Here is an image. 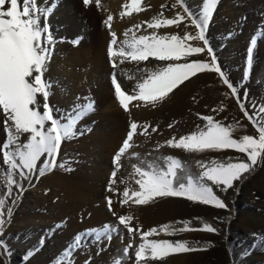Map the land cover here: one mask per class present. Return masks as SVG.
Returning a JSON list of instances; mask_svg holds the SVG:
<instances>
[{
    "label": "snow or ice",
    "instance_id": "obj_1",
    "mask_svg": "<svg viewBox=\"0 0 264 264\" xmlns=\"http://www.w3.org/2000/svg\"><path fill=\"white\" fill-rule=\"evenodd\" d=\"M85 7L95 4L101 7V0H82ZM220 0H202L200 11L193 12L186 4V0H176L172 9H179L171 17L164 16L166 5H161V12L153 17L150 22H144L148 29H153L149 35L137 36L135 32L128 38V29L125 31V39L117 40L116 33L110 32L112 37L108 49V56L113 72L111 74L115 97L119 104L127 112L132 101H143L145 105L163 102L170 93L179 88L185 81L197 76L199 73L218 74L223 85L230 90V95L236 99L240 110L247 120L256 128L258 137L243 135L234 138L237 126L225 125L212 115L199 116L204 121L203 126L197 125V130L179 139L173 137L166 141V145L175 149H182L188 153H206L234 150L244 154L246 159L220 161L196 160L193 171L190 166L174 156L157 157L155 161H141L146 167L133 165V175L138 177L135 184L138 190L125 189L118 193L113 187L116 184L117 172L121 168V157L133 147L131 143L137 134L138 124L132 122L127 138L113 158L114 170L111 173L107 191L120 197L121 205L129 202L136 205H147L158 197H179L193 203L212 206L217 209H227L228 205L214 191V188L227 192L234 187L235 182L246 179V173H250L258 165L264 162V104H252L255 109L249 114L245 107L248 102V89L244 88L243 99L239 94L245 82L250 79L251 68L254 64L257 37H264V29L259 30L250 41L246 53V67L243 79L234 85L222 69L215 50L210 44L207 33L214 13ZM141 0H131L134 11L145 9L140 6ZM7 5V7H6ZM55 10L54 0L51 4L41 6L38 0H0V125L5 134V139L0 141V236H3L4 228L10 223L13 210L18 203V198L23 195L26 188L33 187L31 183L33 175L37 179L54 170L57 166L67 171L69 163L64 161L57 165V157L63 142L82 136L83 131H78L79 122L87 115L95 111V101L84 97V103H76L70 109L61 111L54 109L49 103L52 95L53 82L45 78L48 65L55 49L56 40L51 32L48 19ZM124 13H121L123 16ZM43 21V23H42ZM113 16L108 15L103 23L111 29ZM185 29L194 28L195 31H186L183 36L159 35L158 30L175 26ZM142 25H134L140 29ZM231 38L232 33L227 34ZM83 37L73 40L74 46H78ZM202 42L193 44L192 42ZM210 59H189L196 55H204ZM150 58L166 63L158 71L147 72V77L138 82L134 88V94H128L117 80L115 69L126 61L139 64ZM183 61V62H181ZM129 79L131 77H128ZM229 95V93H225ZM80 97H77V101ZM139 107V104L136 105ZM223 107L219 111H223ZM217 112V109H212ZM140 135L150 136V125H143ZM172 125L169 124V128ZM90 131V130H89ZM157 128L153 127L152 132ZM163 145H157V149ZM43 158V159H42ZM38 164L40 165L38 167ZM24 181H28L27 186ZM15 189V191H13ZM106 207L109 213L116 217V222L105 223L100 228L86 229L77 233L54 264H75L74 253L85 249L89 240L99 244L103 240H112L113 235H121V226L129 236L139 233L140 242L133 247L129 243L115 264H149V261H163L167 257L182 253L206 251L210 242L201 244L199 241L149 239L159 236L161 233L174 236L178 233L190 231H206L219 234L220 229L208 223H202L199 228L191 226V221H177L176 227L172 224L161 225L142 231L131 226L133 219L130 215H117L113 211V196H106ZM10 201V203H9ZM199 219V218H197ZM258 245H264V236L253 234ZM45 238H41L43 244ZM257 245L254 244L253 247ZM0 248L11 254L7 242L0 240ZM130 250L132 255H130ZM39 251L31 250L29 255ZM134 256V260H133ZM85 264H90L85 261Z\"/></svg>",
    "mask_w": 264,
    "mask_h": 264
},
{
    "label": "rangeland",
    "instance_id": "obj_2",
    "mask_svg": "<svg viewBox=\"0 0 264 264\" xmlns=\"http://www.w3.org/2000/svg\"><path fill=\"white\" fill-rule=\"evenodd\" d=\"M189 3L190 1L186 0L187 6L193 12L198 13L200 11L202 0H191V3H196V6L193 7L194 9ZM262 29H264V0H220L207 37L215 50L222 69L227 71L228 77L234 85L243 79L246 67V53L250 46V41ZM181 32L185 31L181 29ZM229 32L232 33L231 38L227 36ZM71 35L68 37L69 40L67 38L65 45L60 44L64 42V40L62 41L63 38L55 39V49L51 62L48 65V70L45 73V78L51 80L54 85L52 95L49 97V103L54 106V109L58 108L61 111L70 109L76 103H84V97L93 100L91 92L95 90L94 86L97 82V74H95L96 76L94 75L90 64L85 65L87 55L84 52L86 50L84 48H87L86 45L83 46L84 50L81 54H77V51L73 52L74 49L79 50L82 48V45L74 46L72 41L80 36L72 38ZM198 43L202 46V42ZM105 49L108 51L109 45H106ZM65 57L69 58L66 61L67 63L64 60ZM205 59L210 58L206 54L200 55L199 60ZM53 72L54 77L50 76V73ZM212 74L215 75L216 73ZM70 77L71 82H69ZM106 77L111 79V74L110 76L107 74ZM55 85H58V88ZM72 85L75 87L73 86V88ZM244 88L248 89L249 97L248 102L245 103V107L249 109V114L251 115L255 112V109L252 108V104L256 99L255 97L264 99V37H257L250 79L239 89L241 99H243ZM59 90H65L67 96H63L62 94L63 97L59 96L60 98H58L56 95L59 94ZM77 97H80L79 101H77ZM226 98L234 104L237 111L242 113L241 118H238L237 115L230 116L228 120L229 124L238 126L241 121H246V134L258 137L256 128L244 116L236 99L230 95V90ZM223 102H217L211 106V109L215 108L218 110L217 112L211 110L213 116H221L227 109ZM221 107L224 109L222 112L219 111ZM99 116L100 113L95 106V111L82 119L77 126V130L83 131L84 134L70 141H65L61 145L57 157V165L68 161L69 163L66 167H70L72 171H67L57 166L54 170L39 177L34 182V186L26 188L23 195L18 198L11 221L6 224L3 236H0V240L7 242L11 254L9 255L3 248H0V264H54L56 259L70 244L73 237L77 233L86 230L84 227H81L83 230L77 231V229H73L72 234L67 231V228H72L70 227L71 223L67 220L71 222L74 220L73 223L75 225H82L84 213L83 209L73 208L71 210L62 207L63 203L60 201L65 198V193L60 190L59 183L63 179L70 182L76 179V177L82 176L81 174H85V171L86 173L99 172V166L104 164L106 160L113 161L115 154L119 151H113L110 146L101 148L99 145L102 142L101 138L104 136L103 134L110 127L108 123L115 122L114 120L116 119L112 116ZM0 131L2 132L1 139L3 141L5 134L2 131V125H0ZM234 138L240 137L234 134ZM133 146L132 148H135L137 145L134 144ZM227 157H231L234 161L246 159L244 154L235 152L234 150H226L215 152L206 158L200 156L198 160L208 161L214 158L220 160V158L224 159ZM1 170L3 172L4 168H1ZM108 171L105 170L101 187H97L99 191H103L101 188L107 189L112 173ZM245 176L247 177L246 179L242 178L241 181L235 182L234 187L228 189L227 192L214 188L216 194L228 205L227 209H217L212 206L193 203L179 197H159L157 203H152L150 206L152 217L162 210L163 204L166 209L161 212V216H159L160 220H158L157 216H155L154 220L152 219L153 224L151 227L154 226L159 229L161 225L167 224L181 227L176 224L177 221H191V226L193 227V223H195L193 220L196 219L198 221V228L202 223H208L220 229V233L214 234L198 231L194 236L188 233L182 239H187L190 242L199 241L201 244L210 242L214 246L209 247L206 251L191 252L185 255L179 254V256L178 254L172 255L163 261H149V264H264V245H258L253 237L254 233L264 236V227L259 226L258 223L253 224L248 219L245 220L249 218L254 208L258 210L257 202L259 200L262 201L263 207H261L264 209V162L258 163L254 170L246 173ZM257 183H259L260 188L257 186ZM253 185H255V188H251L252 192L250 194L246 193L247 187L250 189V186L252 187ZM66 201L69 202V199H65ZM104 201L106 202L105 198ZM68 212H70V215ZM115 219L113 220L114 222H116ZM132 227L135 228L133 225ZM149 227L144 225L140 230L147 231ZM121 233L123 238L119 234L113 235L110 242L105 239L97 244L89 240L86 250L81 249L74 253L75 264H85V261H89L90 264H115V261L121 256L123 249L130 242L133 243L134 248L142 242L139 233L129 236L127 231L123 229V226H121ZM161 235L153 236L149 239H159ZM42 237L45 238L43 244H41ZM254 244L257 246L253 247ZM34 248H38L39 251L29 255ZM129 254L132 255L131 250ZM127 264H132V261H128Z\"/></svg>",
    "mask_w": 264,
    "mask_h": 264
},
{
    "label": "bare ground",
    "instance_id": "obj_3",
    "mask_svg": "<svg viewBox=\"0 0 264 264\" xmlns=\"http://www.w3.org/2000/svg\"><path fill=\"white\" fill-rule=\"evenodd\" d=\"M188 1H190L189 5L192 8L196 6V3L193 4L191 3V0ZM52 2L53 0H38V4L41 6L51 4ZM175 2L176 0H141L140 6L145 10L136 12L131 7V0H101L100 8H97L95 4L85 7L82 0H54L55 10L48 19V24L50 25L54 38L57 40L63 38L62 41L64 40V42L60 44L65 45L67 38L71 34L72 38L78 36L83 37L80 41L82 48L79 50L74 49L73 52L77 51V54H81L83 50L86 49L84 50L87 55L85 65L90 64L94 75L97 74L96 81L98 83H95V90L91 92V98L95 101V106L98 109L100 116H112L116 118L114 120L115 122L108 123V126L110 127L107 128L106 132L103 134L104 136L102 138L100 137L102 139L101 144H99L101 148L110 146L113 151L119 150L130 131V124L132 122L138 124L137 134L133 137V141L131 142L133 145L136 144L137 146H135V148H130L131 150H128L123 155V158H121V168L116 177L118 182L113 185L118 193H122L125 189H128L130 194L131 191L138 190L139 186L135 184V179L138 177L133 175V165L146 167L145 164H141L142 160L155 161L157 157L171 155L181 159V161L190 166L193 171H198L195 167V161L198 160L200 156L206 158L213 155L215 152L188 153L182 149H175L166 145L167 140L172 139L173 137L179 139L181 136L196 131L197 125L203 126L204 121H202L197 114L200 116L212 115L211 106L217 102L222 103L224 101L223 104L227 109L221 114V116H214L215 119L228 125L230 116L237 115L238 118L242 117V113L237 111L234 104L226 98L225 93H229V90L223 86L217 74L214 75L210 72L199 73L197 76L185 81L184 84L170 93L163 102H160L155 106H152L151 104L145 105L143 101H132L129 104V111L126 112L116 99L112 81L109 77H106L107 74L110 76L114 71L111 67L108 51L105 49L106 45H110L109 43L112 39L110 32L114 31L116 33L118 43L125 39L124 33L128 29L133 30L128 32V38L132 37L133 32H135L137 36L149 35L155 30L148 29L144 22H150L153 17L158 16L161 12V5L167 6L163 10L164 16L171 18L175 12L179 10L172 9L171 6ZM122 12L124 13L123 16H121ZM108 15L113 16L111 29L103 23ZM138 24L142 25L140 29L133 28L134 25ZM181 29L185 32L195 31L194 28L185 29L184 25L181 24L180 28H176L175 26L161 28L158 30V34H179L180 36H183L185 32L182 33ZM192 43L197 44L198 42L193 41ZM85 45L87 48L83 49V46ZM189 59H200V55L193 56ZM64 60L66 62L69 58L65 57ZM166 63L170 62H160L152 58L139 64L126 61L124 64L120 65L119 68L115 69L117 80L128 94H134L135 85L138 82H142V80L147 77V72L141 71V69L158 71L159 68L165 66ZM50 76L54 77V72L50 73ZM128 77L131 78L129 79ZM53 79L55 80V78ZM69 82H71V77ZM56 86L58 88V85H55V87ZM73 86L74 85H72V87ZM58 93L59 94L56 95L58 98H60L59 96H62V94L63 96H67L65 90H59ZM255 98L254 103L258 105L264 104V99L261 97ZM137 104H139V107H136ZM145 124L150 125L148 129L150 136L140 135V132L142 131L141 126ZM169 124L172 125L171 128H169ZM153 127L157 128L156 132H152ZM246 133L247 123L246 121H241L234 134L241 137L246 135ZM1 134L2 132L0 131V141H2ZM157 145H163V147L157 149ZM229 158L231 157L224 159L220 158V161H228ZM0 163H2V161H0ZM102 165L99 166L100 171H97L98 173H86L84 169L85 174H81L82 176H79L78 178L76 177V179H73L70 182L63 179V181L59 183L60 190L65 193V198L60 201L63 203V206H61L71 210L73 208L83 209L84 213L82 225L76 224V226L75 223H73L74 220H72L73 222L67 220L71 223L70 227H72H69L70 229L67 228V231L71 233L73 229H77V231L83 230L81 227H84V229H90L96 226V228H100L105 223L114 224L115 222L113 220L115 217L112 216L107 207L104 206L106 205V202L104 201L106 196H113V211L118 215H130L133 217L131 226L133 225L135 228L139 229L144 225L148 227L150 226L149 229L154 228V226H151L155 216L159 218L161 212L166 209L163 204V207H161L162 210L158 211L156 215L152 217L150 206L152 203H157L159 197L154 201L149 202L147 205H136L131 202H129L128 205H121L120 197L118 195H113V193L102 188L101 190L103 191H99L97 188L102 185L105 170H109V173L114 170L112 160H106ZM0 172H2L1 168ZM55 177L57 178V176ZM36 180V176L33 175L31 183L34 185ZM24 183L27 186L28 181H24ZM257 186L260 188L259 183H257ZM251 188H255V185L252 187L250 186V189L247 187L246 193L250 194L252 192ZM65 199H69V202H65ZM262 205V201L259 200L257 202L258 210L254 208L249 218H246L245 220L248 219L249 221H252L253 224L258 223L259 226L264 227V209L262 208ZM70 212H68V214ZM58 213L60 212L58 211ZM158 220H160V218ZM193 222H195L193 223V227L196 228L197 225L198 228V221L195 219ZM197 232L198 231L178 233L174 236L161 233L162 235L159 239L184 240L182 239L183 236L188 233L194 236ZM182 254L185 255L186 253Z\"/></svg>",
    "mask_w": 264,
    "mask_h": 264
}]
</instances>
